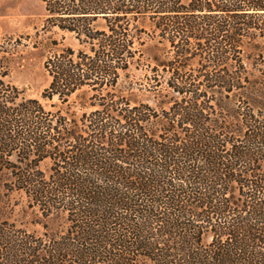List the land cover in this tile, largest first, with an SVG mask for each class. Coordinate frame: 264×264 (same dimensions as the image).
I'll list each match as a JSON object with an SVG mask.
<instances>
[{"label":"trees","instance_id":"obj_1","mask_svg":"<svg viewBox=\"0 0 264 264\" xmlns=\"http://www.w3.org/2000/svg\"><path fill=\"white\" fill-rule=\"evenodd\" d=\"M40 1L76 47L50 42L48 109L0 42V173L52 224L1 222L0 264H264V102L242 62L264 0ZM146 37L157 107L117 88Z\"/></svg>","mask_w":264,"mask_h":264},{"label":"rangeland","instance_id":"obj_2","mask_svg":"<svg viewBox=\"0 0 264 264\" xmlns=\"http://www.w3.org/2000/svg\"><path fill=\"white\" fill-rule=\"evenodd\" d=\"M43 18L44 9L40 0H0V42L10 44L7 48L12 56L8 80L22 90L25 97L39 100L43 89L49 84L44 61L52 50L50 42L56 39L64 45L76 47V41L70 35L56 29L45 30ZM141 25L151 35L149 27L146 24ZM252 46L246 47L242 62L249 78L257 84V90L261 91V100L264 102V38L258 39ZM142 50V59L131 66L127 74L121 76L117 88L120 93L134 101L157 107L159 99L158 93L151 87L154 81L151 68L154 66L153 58L161 56L162 46L157 45L151 37H146ZM72 100L74 103L71 106H62L64 111L69 108L79 114L81 109L85 110L80 108V97L73 96ZM41 102L50 109V102ZM52 103L61 106L56 100ZM262 104L255 105L264 106ZM48 167V161L40 165L43 171H47ZM9 180L7 172L0 173V223H13L29 232L41 234L42 222L48 221L42 218L36 208L29 205L23 192L6 188L5 184ZM49 223L51 225L52 221ZM53 225V228L57 227L56 224ZM64 225L61 220L57 228L61 230Z\"/></svg>","mask_w":264,"mask_h":264}]
</instances>
